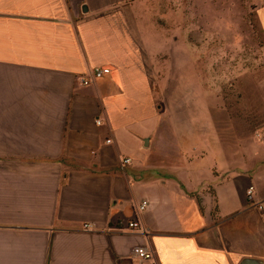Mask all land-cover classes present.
Listing matches in <instances>:
<instances>
[{"label":"crops","instance_id":"crops-1","mask_svg":"<svg viewBox=\"0 0 264 264\" xmlns=\"http://www.w3.org/2000/svg\"><path fill=\"white\" fill-rule=\"evenodd\" d=\"M153 20L141 0H0V264L264 262V131L225 147L177 120Z\"/></svg>","mask_w":264,"mask_h":264},{"label":"rangeland","instance_id":"rangeland-1","mask_svg":"<svg viewBox=\"0 0 264 264\" xmlns=\"http://www.w3.org/2000/svg\"><path fill=\"white\" fill-rule=\"evenodd\" d=\"M254 1L141 0L153 21L171 25L166 74L175 118L214 120L225 147L264 131V49Z\"/></svg>","mask_w":264,"mask_h":264},{"label":"built area","instance_id":"built-area-1","mask_svg":"<svg viewBox=\"0 0 264 264\" xmlns=\"http://www.w3.org/2000/svg\"><path fill=\"white\" fill-rule=\"evenodd\" d=\"M110 72V68L108 67H95L92 71V77L90 78H82L81 81L83 84H88L91 82L93 78L97 79L105 74ZM99 122V121H98ZM132 162L131 157H123L121 159V166L125 164H129ZM248 201L257 209L259 210L262 215L264 216V203L260 200H257L255 197V187L250 185L246 191ZM146 207V203H142L138 206L140 210ZM126 228L129 230H141V225L136 217H133L131 220L125 223ZM85 229H90L92 227L91 223L83 224ZM154 257L153 251L147 246H135L132 250V264H143L145 261L152 260Z\"/></svg>","mask_w":264,"mask_h":264},{"label":"water","instance_id":"water-1","mask_svg":"<svg viewBox=\"0 0 264 264\" xmlns=\"http://www.w3.org/2000/svg\"><path fill=\"white\" fill-rule=\"evenodd\" d=\"M83 9H86V6H83ZM240 264H264L263 261L259 259H253V258H244Z\"/></svg>","mask_w":264,"mask_h":264}]
</instances>
